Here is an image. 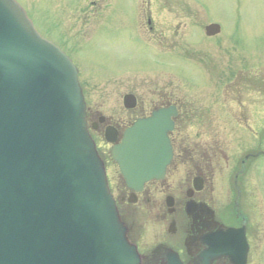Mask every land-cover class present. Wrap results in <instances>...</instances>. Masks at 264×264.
Returning a JSON list of instances; mask_svg holds the SVG:
<instances>
[{
  "label": "water",
  "instance_id": "obj_1",
  "mask_svg": "<svg viewBox=\"0 0 264 264\" xmlns=\"http://www.w3.org/2000/svg\"><path fill=\"white\" fill-rule=\"evenodd\" d=\"M77 72L15 0H0V264H141L87 131ZM172 113L137 121L114 148L130 184L164 174Z\"/></svg>",
  "mask_w": 264,
  "mask_h": 264
},
{
  "label": "rangeland",
  "instance_id": "obj_2",
  "mask_svg": "<svg viewBox=\"0 0 264 264\" xmlns=\"http://www.w3.org/2000/svg\"><path fill=\"white\" fill-rule=\"evenodd\" d=\"M20 1L40 32L60 43L82 68L80 78L92 107H98L94 103L104 94L101 109L112 113L122 93L136 87L144 98L140 109L148 111L146 91L152 82L169 80L181 89L177 86L184 81L172 71L194 82L195 88L183 91L195 103L191 107L208 112L213 132L206 130L204 140L219 134L213 142L226 155L224 170L212 180L215 199L218 192L222 198L218 203L226 201L225 181L235 161L247 152L264 153V0ZM148 14L154 31L147 30ZM212 21L220 22L222 31L208 36L205 26ZM198 126L194 120L186 132L200 142L204 129ZM246 160L240 183L252 221L261 224L264 235V156Z\"/></svg>",
  "mask_w": 264,
  "mask_h": 264
},
{
  "label": "flooded vegetation",
  "instance_id": "obj_3",
  "mask_svg": "<svg viewBox=\"0 0 264 264\" xmlns=\"http://www.w3.org/2000/svg\"><path fill=\"white\" fill-rule=\"evenodd\" d=\"M184 99V94L179 91L151 90V109L171 104L177 108L175 130L170 135L174 156L165 178L147 183L142 191L136 193L132 201L127 198L130 190L118 187L121 193L120 208L129 206L125 209V213L122 209L121 212L129 226L130 238L137 244L146 260L153 257L157 248H161L158 264H168V253L176 255L183 264H234L231 258L222 252L205 259L203 252L209 248V244L204 235L206 233L207 235L215 234L221 228L243 226L248 242L246 264H261V224L251 225L249 215L252 214L247 211L239 210L237 213L232 211L229 197H226L224 203H218V198L220 201L222 198L220 195L215 199L217 186L212 181L215 178L213 161L217 156L212 159L209 154H204L203 159L195 158L190 153L191 150L185 146L182 130L186 126L185 122L191 110L184 106ZM129 119L125 120L124 116L119 115L117 122L111 119L109 121L122 129V126L127 124L125 121ZM187 161H190L193 167L188 173L190 176L185 180L182 179L183 181H178L182 176L178 174L188 166ZM195 180H198V185H202L200 189H194ZM191 189H193L192 198L195 201L211 206L214 211L213 217L203 211L194 220V217L188 214L186 210V202L189 200L187 192ZM168 195L174 198L172 206L167 205ZM235 214L239 219L234 218ZM259 214L261 216V212Z\"/></svg>",
  "mask_w": 264,
  "mask_h": 264
}]
</instances>
